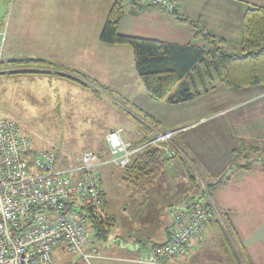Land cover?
<instances>
[{
	"label": "rangeland",
	"instance_id": "rangeland-1",
	"mask_svg": "<svg viewBox=\"0 0 264 264\" xmlns=\"http://www.w3.org/2000/svg\"><path fill=\"white\" fill-rule=\"evenodd\" d=\"M123 1V15L119 22V33L144 37L146 35V28L144 27L147 20L146 9L132 5L128 0ZM12 3L13 0H9L5 11L2 12L5 19L2 28H6V30ZM194 43L200 46L203 42ZM101 46L104 48L102 52L95 46L90 45V50L87 47V60L92 58L96 62L98 56H103V66L113 68L116 73L113 70L102 72L99 70V74H96L93 71L95 68H88V72L82 75L90 79L84 80L85 82H93L110 90L107 94L104 93L108 96V100H101L91 95L95 88L93 84L92 88L85 90L65 79L57 78L55 83L53 79L48 81L47 77H18L21 74H12V72L19 69L9 67L6 69L7 64H3L2 61V68L6 71L0 74V120H8L17 125L30 139V148L33 151L53 152L57 158L56 169L77 167L82 154L86 151L98 155L107 154L108 150L104 142L105 135L118 128L123 130L122 137L124 139L128 141L138 139L140 134L132 121L131 115H134V112L131 106L127 105L129 103L141 105L144 111H148L162 121L184 119L183 109H180L179 106L167 105L147 98L144 87L136 75L132 51L129 47L118 46L119 48L115 49L109 45L103 44ZM92 51L95 52V55L91 54ZM83 60L86 61V59ZM32 70H38V68L32 67ZM90 77L99 80L95 82ZM37 81L39 82L36 83ZM60 83H65V85L61 86ZM96 90L103 91L98 88ZM38 91L40 97L36 96ZM239 96H241L240 93L235 96L236 98L231 99L227 91L221 89L210 95V99L202 100L198 103V107L214 102L218 106L211 110L210 114H205L204 118L202 116L193 118L187 126L190 129L185 130V133L180 132L175 136L179 132L178 130H182H176L180 125L164 126L163 128L160 124V130L157 131H176L173 135V137L175 136L174 140L172 138L168 147L177 153V157L171 159V164H168L169 167L167 166L157 176L151 185L150 192L142 189L134 192L129 182L123 180L121 168L113 164L101 167L98 171L104 199L107 203L108 212L115 218L114 226L106 233L104 239L97 238L92 233L89 242L93 240V247L99 252L98 256L85 261L80 254H70L67 251L63 252L56 249L54 258L61 262L68 261L71 264H124L113 260L116 259L115 251L120 243L127 242L130 235L136 232L135 236L131 235V237L141 239V245L150 247L152 241L157 240L156 237L161 229H165L172 221V216L176 211L199 200L201 204L209 202L218 208L216 239L218 238L221 245L230 246H221L220 252L225 253L228 250L231 253L234 251L239 262L241 263L242 260L243 264H264V185L263 182L262 184L260 182L264 179V163L261 164L264 158L257 157L262 154L260 153L255 157L251 151H243L241 157L235 158L237 165L247 162L253 166L258 160L255 158L263 159L256 163L260 170L255 166L254 171L248 174L250 178L257 179V183L245 187L241 181L244 177L234 176L229 180L231 168H228L221 176L208 177L212 175L207 174L209 171L199 165L198 162L200 161L194 156L190 144L185 142V138L189 139V133H192V139L196 138L194 134L198 133L199 127L196 126L192 129L191 127L197 125V122L203 125H206L205 122H209L207 127L202 125L200 130L205 131L207 129L208 132L213 133V136H217L214 131L221 133L224 123L229 125L233 123L235 129L230 130V132L232 134L236 132L242 112L247 106H252L248 102L252 97L241 96L240 98ZM262 100L264 101V96L260 97V101ZM256 101L259 100L256 99ZM75 102H79V104L72 106L71 103ZM191 107L186 108L190 110ZM187 110L183 112L187 113ZM155 133L156 131L153 135ZM246 154H251L252 157L245 159ZM180 158L187 161L189 168L196 177L195 183L199 188L192 187L183 168L181 174L175 172L176 167L179 166ZM225 166L227 164L223 162L216 174L220 173L222 168L225 169ZM221 178H228V180L219 187L206 190V184H213L214 181ZM143 201H146V204L142 203ZM221 206L227 208L223 209ZM230 217L236 222L239 237L228 224ZM146 236H149L150 240L145 238ZM240 241L247 251L240 246ZM213 244L211 250L216 248L213 247ZM89 245L84 246L82 252L88 251ZM225 254L224 256L227 255ZM172 263L196 264L191 262L188 257H177L172 260ZM225 263L234 264V260L227 257Z\"/></svg>",
	"mask_w": 264,
	"mask_h": 264
},
{
	"label": "crops",
	"instance_id": "crops-1",
	"mask_svg": "<svg viewBox=\"0 0 264 264\" xmlns=\"http://www.w3.org/2000/svg\"><path fill=\"white\" fill-rule=\"evenodd\" d=\"M175 1L177 3L175 10V14L177 16H181L192 21L200 20L206 33L216 38L223 39L227 48L236 50H238L241 45V19L244 12L248 7L251 6L264 7V0ZM8 2L9 0H0V29L2 28L3 22L5 20L4 13L2 12L5 11V7L7 6ZM114 2L115 0H13L9 23L7 24V30L5 28L7 32L2 53L3 64H7L5 68L8 69V64L13 60L38 59L45 61L48 64H52L56 68L37 67L39 71H55L60 72L61 74H71L70 72H73L72 74H75V78H80L83 81L90 80L82 75L88 72V68H95L93 71L96 74H99V70L101 72L113 70V68L110 69L103 66V56H98L96 62H94L92 58H89L88 61L87 49L89 48L90 50V45L100 49V52H102L104 49L102 48L103 46H101L104 43L99 40V35L105 23L107 14ZM144 9H146L145 12L147 15V20L144 24V27L146 28V35L141 38L156 39L180 45L186 43H192L195 45L194 42H203L202 39L195 38L193 36V32L191 31L188 24L179 22L175 15L165 12L161 7L146 6ZM135 36L139 37L140 35ZM202 45H204V42ZM109 46L115 47V49L119 48L118 46ZM91 54L95 55V52L92 51ZM83 59H86V61ZM93 63H95V66H93ZM114 73H116V71H114ZM21 76H27L28 78L47 77L48 81L53 79L55 83L57 78L65 79L82 87L81 85L72 82L66 77L54 76L52 74H21L18 77ZM91 80L98 82L97 80L99 79L94 77L93 79L91 78ZM39 81H41V79H39ZM87 84L90 85L91 83ZM59 85L64 86L65 83H60ZM83 89L86 90V88ZM221 89L227 91L228 96L231 97V99H234L238 93H240L241 96H247V98L252 97L248 101L252 106H247L245 110L243 108L244 111L242 112L241 120L238 123L239 127L237 128V131L233 132L232 134L230 130L235 129L234 124L232 123L229 125L228 123H224L221 133L214 131L215 135L217 136H213V133H211V131L208 132L207 129L205 131L200 130V128L206 126L209 122H205L206 125L199 124L197 122V125L192 127L190 126L191 129L195 128L196 126L199 127L198 133L194 134L196 138L192 139V133H189V139L185 138V142L190 144L194 156H196V158L200 161L198 162L199 165L209 171L207 174L212 175L208 177L212 178L221 176L228 168H231L229 180L234 176L244 177L241 181L246 187L249 184L257 183L258 180L250 178L248 174L251 173V171H254L255 166L260 170V168H258V164L256 163H258L261 158H255L258 160H255L256 162L254 166L253 164H248L247 162H245L246 164L243 163L238 165L242 168H238L235 158L241 157L243 151H251L255 157L261 153L262 155L257 157L264 158V101H260V97L264 96L263 86L250 87L240 90L219 88L191 102L175 105L179 106V108L183 109V111L187 110L186 107L192 106L190 110L188 109L186 111L187 113H184L181 110L184 114V119L176 121H162V119H159L155 115H151L148 111H144L141 105L133 104L141 109L144 113L155 118L163 128L164 126L180 125L176 128V130H182H178L179 132L175 134L176 136L178 133L190 129L187 126H189V123H191L190 121L193 120V118L201 116L204 118L203 116L205 114H210L211 110L218 106L214 102L212 104H206L198 107V103H200L202 100H205L206 98H209L210 95L218 92ZM96 91L99 99L106 100L108 98L106 95L107 93L104 94L105 92L103 91ZM91 95H93L92 92ZM36 96L40 97L39 91L37 92ZM241 96L239 97L241 98ZM254 98L259 101H256ZM78 104L79 102L71 103L72 106ZM183 121L184 123H181ZM219 135H222L223 137H218ZM141 138L142 136L140 134L138 139L129 142L136 143L139 142ZM249 148H253V150ZM248 157L251 158L252 155L246 154L245 159H248ZM223 162H225L227 166H225V169L222 168V171L220 172L221 174H216ZM263 163L264 160L261 162V164ZM178 164L179 166L176 167L177 170L175 172L181 174V163L179 162ZM245 166H248L247 169ZM260 182L261 184L263 182L264 185V179L260 180ZM134 192H136V190H134ZM142 203L146 204V201H143ZM105 204L107 207V203ZM212 207L218 214L217 206L214 204ZM221 207L223 209L227 208L223 206ZM216 218L217 217L207 223L204 239L197 243L195 252L190 257H188V259H191V262L196 264H214L215 260H217V263L215 264H226L225 261H227L228 256L224 252L223 253L227 257L224 256L222 252H220L222 245L218 242V238L216 239V225L218 226V221ZM228 222L231 223L236 236L239 237L240 234L238 233L235 220L231 219L230 217L228 218ZM171 223L172 221H170L169 225H167L165 229H161V232H159L158 236L156 237L157 240L152 241V244L163 243L168 239ZM135 234L136 232L132 233L131 235L135 236ZM131 235L127 242L120 243V246L117 247V250L115 251L116 259L113 260L124 264H137L132 260L144 250V247L138 246L135 242V239L137 238L131 237ZM145 238L150 240L149 236H146ZM214 238L215 243L213 244ZM212 244L213 247H216L213 250H211ZM240 246L245 250V246L242 244V242L240 243ZM241 263L243 264L242 260Z\"/></svg>",
	"mask_w": 264,
	"mask_h": 264
},
{
	"label": "built area",
	"instance_id": "built-area-1",
	"mask_svg": "<svg viewBox=\"0 0 264 264\" xmlns=\"http://www.w3.org/2000/svg\"><path fill=\"white\" fill-rule=\"evenodd\" d=\"M158 6L167 13L176 10L175 0H136ZM6 39L0 29V74ZM118 128L104 138L107 154H82L75 168L56 169L57 158L50 151H33L30 139L13 122L0 120V264H70L54 258L55 250L80 254L88 261L98 256L89 245L92 221L103 211L99 168L113 164L125 168L132 157L147 146L163 149L168 158L174 153L168 143L176 131H156L142 145L122 137ZM171 164V161L168 163ZM215 210L201 205L179 210L168 243L141 254V264H170L171 257L190 256L196 242L203 239L205 225Z\"/></svg>",
	"mask_w": 264,
	"mask_h": 264
},
{
	"label": "trees",
	"instance_id": "trees-1",
	"mask_svg": "<svg viewBox=\"0 0 264 264\" xmlns=\"http://www.w3.org/2000/svg\"><path fill=\"white\" fill-rule=\"evenodd\" d=\"M123 2V0H115L111 6L100 32L99 40L106 45L127 46L131 49L136 75L149 99L165 102L169 105H180L203 97L219 87L235 90L257 86L264 87V7L251 6L244 12L241 19V45L236 50L227 48L223 39L206 33L200 20H188L187 18L177 16L175 11L169 14L175 15L179 22L188 24L193 32V36L202 39L204 45L197 46L192 43L180 45L167 41L120 34L118 27L123 15ZM8 67L19 69L13 71L12 74H52L54 76L66 77L83 88H91L87 82L80 78H75V74H72L73 72H70L71 74H61L55 71L32 70V67L56 69L52 64H48L42 60H13L8 64ZM90 83L95 86L92 90L95 97H98L96 88L106 93L109 91L98 84ZM127 105H130L134 112V115L128 114L131 115L136 129L142 136L140 141L133 143V145H142L154 137L155 130H160V123L137 106L130 103ZM249 149L253 150V148ZM176 157L177 153L168 158L163 149L147 146L135 154L125 168H121L122 178L129 182L132 190L138 191L142 189L143 191L150 192L152 189L151 185L155 182L157 176L168 166L171 159ZM180 163L192 187L199 188L195 183L196 177L189 168L187 161L180 158ZM247 167L245 166L246 169ZM238 168L242 167L238 166ZM226 180L228 178H221L214 181L213 184H206L205 188L209 191L210 188L223 185ZM102 194L104 197L103 189ZM195 205L212 208L209 202L201 204L198 200L185 205V207L179 210L188 209ZM178 211L172 216L169 237L165 242L153 243L150 247H144L141 245V239H135L137 245L144 247V250L132 260L133 262L137 263L136 260L142 253L170 241L175 227L174 218ZM215 217L216 212L212 220ZM114 224L115 218L108 212L104 201L103 211L93 218L92 233L95 237L104 239L106 233ZM228 224L231 226L230 222ZM232 230L234 231L233 228ZM222 235L224 236V234ZM92 241L89 243L90 247L94 246V242ZM199 242L195 243L194 252ZM225 253L229 259L232 258L234 260V264H241L234 251L229 253L226 250ZM175 258L177 257H171L169 263L173 264L172 260Z\"/></svg>",
	"mask_w": 264,
	"mask_h": 264
},
{
	"label": "water",
	"instance_id": "water-1",
	"mask_svg": "<svg viewBox=\"0 0 264 264\" xmlns=\"http://www.w3.org/2000/svg\"><path fill=\"white\" fill-rule=\"evenodd\" d=\"M131 4H133V5H135V6H138V7H140V8H145L146 7V5H144V4H141V3H139V2H137L136 0H128Z\"/></svg>",
	"mask_w": 264,
	"mask_h": 264
}]
</instances>
